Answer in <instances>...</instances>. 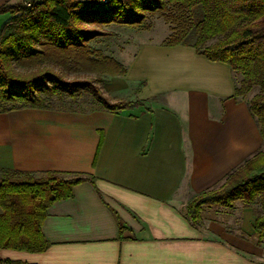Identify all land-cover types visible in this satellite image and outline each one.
Listing matches in <instances>:
<instances>
[{"label": "crops", "instance_id": "obj_1", "mask_svg": "<svg viewBox=\"0 0 264 264\" xmlns=\"http://www.w3.org/2000/svg\"><path fill=\"white\" fill-rule=\"evenodd\" d=\"M22 1L0 0V7ZM167 37L139 39L118 59L127 74L105 84L110 100L142 101L141 107L119 114L34 108L0 114V169L95 178L48 208L42 226L50 243L46 251L0 249V259L264 264L255 206H205L200 227L185 216L194 197L222 186L264 150L248 106L255 92L236 96L242 76L229 64L210 61L191 45L168 46ZM114 213L135 240L120 239Z\"/></svg>", "mask_w": 264, "mask_h": 264}, {"label": "trees", "instance_id": "obj_2", "mask_svg": "<svg viewBox=\"0 0 264 264\" xmlns=\"http://www.w3.org/2000/svg\"><path fill=\"white\" fill-rule=\"evenodd\" d=\"M195 11L200 18L194 19ZM8 18L0 26V114L34 108L56 109L55 101L77 102L92 96V110L113 114L141 107L142 101L112 102L98 84L103 76H125L127 68L91 42L109 25L150 31L151 19L170 24L168 46L191 45L210 61L229 64L242 76L236 96L246 97L264 141V0H23L0 7ZM193 31V40L190 35ZM68 72L95 74L96 79H68ZM95 178L87 174L45 172L40 176L0 169V249L41 253L50 243L42 226L48 208L73 196L74 186ZM260 204L254 231L264 242V150L230 174L219 188L188 204L185 216L203 225L207 207L234 209ZM121 240L133 231L114 213ZM127 233L129 235H127ZM0 264H28L2 260Z\"/></svg>", "mask_w": 264, "mask_h": 264}, {"label": "rangeland", "instance_id": "obj_3", "mask_svg": "<svg viewBox=\"0 0 264 264\" xmlns=\"http://www.w3.org/2000/svg\"><path fill=\"white\" fill-rule=\"evenodd\" d=\"M200 14L201 13L199 11H195L194 19L200 18L201 16ZM5 19L6 17L0 19V26L2 25V23L6 21ZM151 22H152V29L149 32L132 29V28H128L125 26L109 25L107 27H104L103 30L105 32H112L114 35L100 37L96 39L95 41H92L91 46L94 49L102 51L105 55L112 56L118 60L121 57L126 56L127 53L130 52V50L132 51L133 46L136 45L138 40L141 38L151 37L152 39H154V38H163L166 35L167 36L170 35L171 33L170 24L165 22L164 19L156 16L151 19ZM193 37L194 36H193V31H192L190 35L191 40H193ZM66 76L68 79H76V78L77 79H96L97 78L95 74H90L86 72H79V73L68 72L66 73ZM102 79H103V83L98 84V86L102 89V92L104 94L103 90H104L105 84L108 82H111L113 79L111 76H103ZM120 101H132V100L128 99V100H120ZM112 102H118V101H112ZM54 107L56 109L87 111V110L94 109L96 106L92 104V96L87 94L75 103H72L70 101H67L65 103H60L58 101H55ZM259 208H260V204L257 203L254 207L255 215H257ZM237 216L238 215L235 214L234 219H236ZM235 229L236 228L232 230L234 231Z\"/></svg>", "mask_w": 264, "mask_h": 264}]
</instances>
